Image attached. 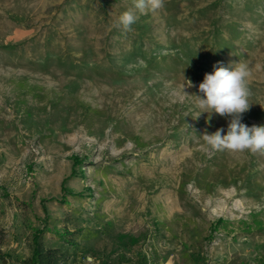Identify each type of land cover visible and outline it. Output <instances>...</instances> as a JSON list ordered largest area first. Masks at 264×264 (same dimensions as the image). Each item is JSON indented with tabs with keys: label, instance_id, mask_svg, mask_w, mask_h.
Wrapping results in <instances>:
<instances>
[{
	"label": "rangeland",
	"instance_id": "1",
	"mask_svg": "<svg viewBox=\"0 0 264 264\" xmlns=\"http://www.w3.org/2000/svg\"><path fill=\"white\" fill-rule=\"evenodd\" d=\"M131 6L0 0V264L37 239L69 264H264V156L209 149L231 117L181 94L246 61L264 125V0H165L125 33Z\"/></svg>",
	"mask_w": 264,
	"mask_h": 264
},
{
	"label": "clouds",
	"instance_id": "2",
	"mask_svg": "<svg viewBox=\"0 0 264 264\" xmlns=\"http://www.w3.org/2000/svg\"><path fill=\"white\" fill-rule=\"evenodd\" d=\"M164 8L165 0H132V6L114 21L115 27L125 33L131 32L138 14L156 13ZM251 75L249 64L239 61L230 67H216L213 73L206 74L198 86L199 94L189 95L184 91L194 87L191 81H187V87L181 86L182 96L193 98V107L198 110L196 118L203 113H208L209 118L213 114L231 117L226 134L220 128L213 134L201 136L209 149L264 156V125L249 127L241 122L242 114L252 106Z\"/></svg>",
	"mask_w": 264,
	"mask_h": 264
},
{
	"label": "trees",
	"instance_id": "3",
	"mask_svg": "<svg viewBox=\"0 0 264 264\" xmlns=\"http://www.w3.org/2000/svg\"><path fill=\"white\" fill-rule=\"evenodd\" d=\"M70 254L62 247H47L37 239L32 256L25 258L21 264H69ZM132 264H160L159 256L154 250L138 257Z\"/></svg>",
	"mask_w": 264,
	"mask_h": 264
}]
</instances>
